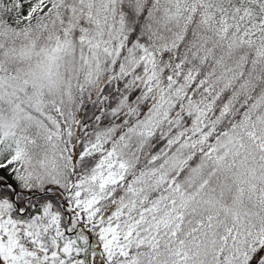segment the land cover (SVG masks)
I'll return each instance as SVG.
<instances>
[{
    "label": "snow or ice",
    "instance_id": "6c2138e0",
    "mask_svg": "<svg viewBox=\"0 0 264 264\" xmlns=\"http://www.w3.org/2000/svg\"><path fill=\"white\" fill-rule=\"evenodd\" d=\"M0 264H264V0H0Z\"/></svg>",
    "mask_w": 264,
    "mask_h": 264
}]
</instances>
